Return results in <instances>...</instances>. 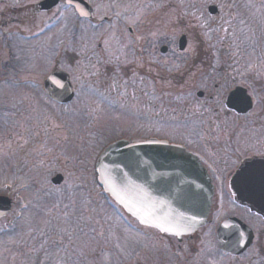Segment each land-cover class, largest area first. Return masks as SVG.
<instances>
[{
  "label": "rangeland",
  "instance_id": "obj_1",
  "mask_svg": "<svg viewBox=\"0 0 264 264\" xmlns=\"http://www.w3.org/2000/svg\"><path fill=\"white\" fill-rule=\"evenodd\" d=\"M39 1L0 0V22L7 19L0 25V193L14 200L0 218V264H154L136 253L134 235L104 196L93 198L91 184L95 158L106 143L141 139L148 129L135 113L144 83L139 85L138 66L145 58L132 46L144 38L150 52L168 45L162 60L172 73L180 59L173 52L179 34L189 36L188 51L195 48L193 34L213 50L226 49L242 3L245 65L264 71V0H88L96 19L114 14L112 22L97 26L78 21L63 3L40 10ZM210 2L219 4L218 16L206 11ZM74 22L81 23L77 36ZM129 26L145 36H129ZM56 66L70 72L75 87L74 98L63 104L43 87ZM189 109L182 106L181 114ZM172 116L167 101V124L175 121ZM164 133L174 135L168 125ZM56 172L65 180L58 186L50 180ZM79 214L100 226L71 231ZM111 243L113 257L107 259Z\"/></svg>",
  "mask_w": 264,
  "mask_h": 264
},
{
  "label": "flooded vegetation",
  "instance_id": "obj_2",
  "mask_svg": "<svg viewBox=\"0 0 264 264\" xmlns=\"http://www.w3.org/2000/svg\"><path fill=\"white\" fill-rule=\"evenodd\" d=\"M236 10L237 31L229 38L227 36L226 49L213 50L203 37L193 34L195 48L185 50L190 38L182 31L178 38L185 33L186 46L183 50L174 49L176 59H180L172 73L165 72L162 56L169 51H160L164 43L158 45L157 52H150L145 38L142 45L135 41L132 46L133 51L141 52L145 58L138 66L139 85L144 83L141 105L135 111L143 126L148 127L143 130L145 138L166 137L183 144L198 156L213 186L206 219L192 231L179 235L164 232L127 215L132 227L126 229L134 235L140 248L136 253L142 254L143 259H153L154 264H264V214L239 202L231 187V177L244 159L257 157L264 160V71L245 65L242 3ZM219 14L218 10L213 15ZM78 19L97 26L112 22L114 14H104L100 19H96V14ZM6 21H1L0 25H5ZM128 29L129 36L134 39L145 36L135 34L133 26ZM167 101L168 108L176 115L175 118L172 116L175 121L169 124L166 121ZM182 106H190L187 114H181ZM167 125L174 135L164 133ZM91 184L96 191L93 198L104 196L115 214L116 204L102 193L96 178ZM74 218L79 224L71 231L95 230L100 226V221H90L82 214ZM227 219L231 222L226 227L222 224ZM115 237L116 232L113 240ZM221 239L230 241L228 248L231 250L224 248ZM109 248L112 259V243ZM65 254L63 252V256ZM96 255L100 256L99 253ZM137 261L139 263L133 264H140Z\"/></svg>",
  "mask_w": 264,
  "mask_h": 264
},
{
  "label": "water",
  "instance_id": "obj_3",
  "mask_svg": "<svg viewBox=\"0 0 264 264\" xmlns=\"http://www.w3.org/2000/svg\"><path fill=\"white\" fill-rule=\"evenodd\" d=\"M57 2L41 0L39 8L48 9ZM65 2L73 4L80 15H91L92 6L86 0ZM43 86L59 102L74 95L69 73L62 68L51 71ZM258 162L257 159L244 162L233 175L231 186L239 201L264 214V167ZM96 169L104 190L142 223L156 226L167 218L171 224L165 226L178 224L181 232H185L205 220L212 185L199 159L181 145L154 138L133 142L117 139L103 149ZM61 179L60 173L52 178L55 183ZM11 202L9 196L0 195V216L10 209ZM230 222L227 219L222 225L227 227ZM221 241L225 249L231 250L230 241Z\"/></svg>",
  "mask_w": 264,
  "mask_h": 264
},
{
  "label": "snow or ice",
  "instance_id": "obj_4",
  "mask_svg": "<svg viewBox=\"0 0 264 264\" xmlns=\"http://www.w3.org/2000/svg\"><path fill=\"white\" fill-rule=\"evenodd\" d=\"M123 202V200H122ZM151 215V213H150ZM145 222L147 220L145 219ZM166 224H171V221L168 220L167 218L164 221L157 222L156 226L160 227L162 231L164 232H175V234L179 235L181 234V227L178 224L172 225V226H165Z\"/></svg>",
  "mask_w": 264,
  "mask_h": 264
}]
</instances>
